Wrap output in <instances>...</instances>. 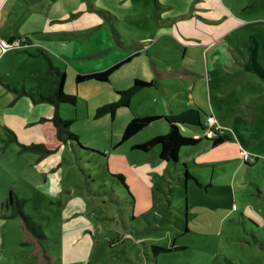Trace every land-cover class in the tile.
<instances>
[{"label":"rangeland","instance_id":"374dc122","mask_svg":"<svg viewBox=\"0 0 264 264\" xmlns=\"http://www.w3.org/2000/svg\"><path fill=\"white\" fill-rule=\"evenodd\" d=\"M41 25L57 35L39 34ZM263 25L264 0H0V41L21 40L34 53L0 47V70L47 89L50 55L27 39L71 42L78 68L67 65L63 91L76 104L59 113L86 149L78 161L65 147L24 149L0 105V264H264V104L253 97L263 89L240 66L252 38L264 66ZM129 57L109 82L75 85L76 68L101 71ZM135 79L153 85L114 118H95ZM197 108L216 115L228 137L221 145L180 125L201 142L182 147L176 162L160 160L159 146L135 149L168 133L171 112ZM146 116L162 118L121 142L130 119ZM33 127L41 132L33 141L46 143L44 125L25 130Z\"/></svg>","mask_w":264,"mask_h":264},{"label":"trees","instance_id":"16d2710c","mask_svg":"<svg viewBox=\"0 0 264 264\" xmlns=\"http://www.w3.org/2000/svg\"><path fill=\"white\" fill-rule=\"evenodd\" d=\"M263 38H264V25H263ZM249 51V61L244 65L245 70L255 73L262 80H264V71L259 66L257 61L258 57V42L252 38V42L248 46ZM130 58H127L121 62H118L104 70L96 71L86 74H76L74 77L75 85H80L87 81H97L101 83L109 82L110 76L124 63L128 62ZM49 73L56 75L57 80L53 83L52 87L49 89V94L47 96H40V100L47 102L51 105L49 115L42 117L40 123L44 125L47 131V142L40 145L32 144L30 146L22 145L24 149L36 150L44 153L43 155H49L56 152L61 145L66 146L71 154L74 156V159L78 161L77 154L78 150H86L80 147L78 142V135L69 131L68 127L72 123L71 119L62 120L59 117V108L63 104H68L74 106L76 104V96L67 95L64 93V83L65 76L63 72H59L57 69L49 66ZM153 85V82H146L140 79H135L133 84L127 89L117 91L118 98L111 103L103 104L96 108L95 118L100 117L109 113L112 118H114L115 112L118 108L128 107L131 98L137 94L139 91L149 88ZM17 91V90H15ZM202 113L204 111L200 108L184 110L179 113L171 112L168 116L165 117V120L168 124L169 131L165 135L156 136L144 143L137 144L135 149H138L142 152H148L153 147L159 146L160 160L165 162H176L179 151L182 147L197 145L201 142L199 138H191L184 136L180 133L179 126L185 125L190 127H199V129L208 131L211 133V136L205 137L206 143L210 144L211 148H215L221 145L225 140L228 139L226 135L220 133V131L213 129V127L206 126ZM205 118L209 115L205 112ZM162 117L160 116H146V117H132L127 123L126 127L122 131L121 142H124L137 134L144 127L152 123L153 121L159 120ZM11 133V132H10ZM13 135V134H12ZM14 140H16L14 138ZM246 164V161H244ZM186 174V173H185ZM189 178L188 174H186ZM120 181V183L125 186L124 177L120 174L115 177ZM7 205L11 204L10 194L6 201ZM23 222L29 221L28 218L21 215ZM160 250H167L163 248H158Z\"/></svg>","mask_w":264,"mask_h":264},{"label":"crops","instance_id":"0c3cea01","mask_svg":"<svg viewBox=\"0 0 264 264\" xmlns=\"http://www.w3.org/2000/svg\"><path fill=\"white\" fill-rule=\"evenodd\" d=\"M34 1L35 0H26L27 3H31ZM39 32H40L39 34H45L48 36H50V35L56 36L57 35L56 33H49L48 29L46 30L45 27L42 25L39 27ZM25 38H28V37H25ZM116 38H117V36H116ZM254 39L258 42V44H260V40H258L256 38H254ZM27 41H29V43H28L29 46H36L38 48L41 47L42 50L47 51V53L50 55L48 58L46 57V59L48 61V70H49V66H51V67L57 69L59 72H63L64 76H66L65 72H66L67 65L70 64L72 66V63H73L72 62V53L73 52H72V48H71L72 46H71L70 41H67L65 39H60V38L58 39V37H54L52 39L51 38H45L44 41H37L35 43H32L29 39H27ZM24 44L27 45V43H24ZM19 52H27V51H26V49H20ZM27 54H28V56H32L34 53H28L27 52ZM6 57H7L6 53L2 54V52L0 51V61L5 59ZM122 61H123V59H122ZM248 61H249V58L245 63H241L240 66L244 67V65L246 63H248ZM87 64H89V63H87ZM77 65H78L77 63H73V66L77 67ZM79 66H81V65H79ZM259 66L264 71V66H262L260 64H259ZM77 68H76V70L79 73H76V74H86V73H92V72L97 71V69H95V68L84 69V70H80ZM11 74L12 73L6 69L0 70V105L2 104L1 108H3L2 118L5 121L8 132L9 133L11 132L10 135L13 137V139L14 138L16 139L15 141L24 142L25 144H22V145H25V146H30V145H26V144H29L31 142H32L31 145L32 144L40 145V144H36L35 141H33V140H35L36 137L39 138L41 136V132H40L39 128L33 127L30 130H25V129L30 127V126H36L38 124H41L40 120L42 119V117L49 115L51 105L49 103L48 104L50 105V107L39 105L40 102H44V101L40 100V96H47L46 92H48V94H49V89L52 87L53 83L56 82L57 77H56V75L52 74V76L54 78L52 77V78L48 79L47 80V86H48L47 89L42 90L38 86L34 87L32 85H28L26 82L25 75H22L18 78H15V77H12ZM30 75H31V73H29V76ZM257 77H258L257 79L256 78H254V79H256L258 82L259 81L262 82L261 87L263 90L261 93H255V95L253 96L254 100L256 101V103H254V104H259V103L264 104L263 103L264 102V80H262L259 76H257ZM64 87H65V83H64ZM15 90H17V91H15ZM37 95H38V99L36 98ZM244 100L245 99H241V101H244ZM60 109H61V107L59 108V111H60ZM207 114L209 116L215 117V119L217 118L213 112H210ZM59 117H60V113H59ZM47 131H48V129H47ZM47 131H46V134H47ZM24 134H27L31 138L32 141H27L26 139H24L23 138ZM63 147L67 148L64 145H61V147L58 150H60ZM55 170L56 169L54 168L50 172H53Z\"/></svg>","mask_w":264,"mask_h":264},{"label":"built area","instance_id":"2783aa9c","mask_svg":"<svg viewBox=\"0 0 264 264\" xmlns=\"http://www.w3.org/2000/svg\"><path fill=\"white\" fill-rule=\"evenodd\" d=\"M24 44L21 40H17V41H12L10 43H7L3 40L0 41V47L2 49L3 52H7L8 50L15 48V49H21L23 48ZM206 124L210 127H213V129L220 131V127L217 126L214 118L212 116L207 117L206 119ZM241 156L243 158L244 161L249 159V155L246 154L244 151H241Z\"/></svg>","mask_w":264,"mask_h":264}]
</instances>
